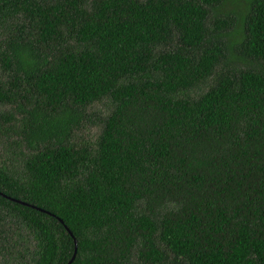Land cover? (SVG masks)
I'll use <instances>...</instances> for the list:
<instances>
[{
    "label": "trees",
    "instance_id": "trees-1",
    "mask_svg": "<svg viewBox=\"0 0 264 264\" xmlns=\"http://www.w3.org/2000/svg\"><path fill=\"white\" fill-rule=\"evenodd\" d=\"M223 1L0 0V264H264V0Z\"/></svg>",
    "mask_w": 264,
    "mask_h": 264
},
{
    "label": "rangeland",
    "instance_id": "rangeland-1",
    "mask_svg": "<svg viewBox=\"0 0 264 264\" xmlns=\"http://www.w3.org/2000/svg\"><path fill=\"white\" fill-rule=\"evenodd\" d=\"M242 1L240 2H232L229 0H224L221 7L217 10V12H211V21L214 19L215 16H220L221 18L224 16L225 13L231 14V17L234 19L235 23L231 24V28L238 25V13L233 12L236 9V6L240 7ZM239 30V26H237L234 34L231 32L229 35L225 37L227 41V46L231 48V44L234 42V36L237 34L236 32ZM1 76V73H0ZM5 106L0 105V112L6 110ZM106 114V106L104 102L97 103L94 107L86 112V115L80 121L78 128H75L74 137L78 143H93L95 142L100 130H101V120ZM2 143V140H0ZM2 146H0L1 148ZM3 148V147H2ZM0 156H3V152L0 149ZM6 257V256H5ZM9 264H13L12 261Z\"/></svg>",
    "mask_w": 264,
    "mask_h": 264
},
{
    "label": "water",
    "instance_id": "water-1",
    "mask_svg": "<svg viewBox=\"0 0 264 264\" xmlns=\"http://www.w3.org/2000/svg\"><path fill=\"white\" fill-rule=\"evenodd\" d=\"M60 221H61V220H60ZM65 228L68 230L67 227H65ZM68 232L70 233L71 236H73L72 233H71L69 230H68ZM73 240H74V244H75V247H74V248H75V251H74V254H73L72 258L70 259V261L67 262V264H71V262H72L73 259L75 258V254H76V239H73Z\"/></svg>",
    "mask_w": 264,
    "mask_h": 264
}]
</instances>
